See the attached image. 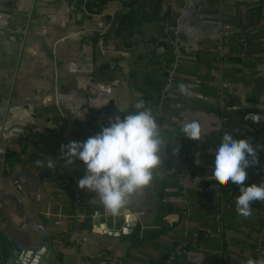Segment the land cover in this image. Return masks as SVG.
<instances>
[{"label":"crops","instance_id":"1","mask_svg":"<svg viewBox=\"0 0 264 264\" xmlns=\"http://www.w3.org/2000/svg\"><path fill=\"white\" fill-rule=\"evenodd\" d=\"M129 1L97 10L95 0H0V264H248L260 238L264 259V201L252 204L249 216L238 213V185L212 180L211 168L229 132L256 150L245 186L264 182V0H161L156 19L136 28L127 47L113 28ZM152 5L136 3L148 18ZM169 14L180 55L175 87L159 112L157 91L173 63L162 28ZM26 15L23 40L6 33L22 27ZM140 100L162 139L153 181L120 215L106 212L87 190V204L76 208L63 181L78 185L86 168L79 160L66 167L61 146L100 133ZM224 113L231 120L225 131ZM192 121L201 126L199 141L183 136ZM128 222L135 223L128 236L102 230L117 232ZM161 230L133 246L134 237ZM59 238L71 242L59 245ZM183 239L184 254L168 263Z\"/></svg>","mask_w":264,"mask_h":264},{"label":"clouds","instance_id":"2","mask_svg":"<svg viewBox=\"0 0 264 264\" xmlns=\"http://www.w3.org/2000/svg\"><path fill=\"white\" fill-rule=\"evenodd\" d=\"M180 89L187 91L184 85H180ZM134 108L135 111L123 118L116 116L110 120L108 126L86 141H73L61 146L66 167L75 160L85 165V175L79 179L78 187L95 193L96 200L113 216L120 215L131 197L151 184L153 171L161 163L162 139L157 120L146 108L144 100L138 101ZM76 118H82V113L79 112ZM182 132L183 136L193 141L202 137L197 121L186 123ZM40 163L37 160V164ZM47 163L49 169L54 167L51 160ZM196 163H200L199 159ZM257 163L253 146L246 139H235L229 132L222 135L214 149L212 180L220 183L230 181L239 186L236 208L244 216L252 214L253 202L264 201V182L250 186L244 183L248 168ZM248 264H264V259L249 260Z\"/></svg>","mask_w":264,"mask_h":264},{"label":"built area","instance_id":"3","mask_svg":"<svg viewBox=\"0 0 264 264\" xmlns=\"http://www.w3.org/2000/svg\"><path fill=\"white\" fill-rule=\"evenodd\" d=\"M173 17L172 14H169L163 21L162 23V28H163V35L165 42L168 46V49L171 54V58L173 60V63L167 65L165 67V72H164V79L157 91L156 95V108L159 112H161L165 106L166 100L170 94V92L173 90L175 87V70H176V65L175 62L177 61L180 51L178 48V39L175 34H173L171 30V18ZM29 32V15L25 16V23L22 27L19 29H8L6 33L11 34L15 36V38L19 40H23ZM246 31H243V34ZM241 46H242V54H243V48H245V43H244V37L242 38L241 41ZM96 48L99 50L101 54L105 53V47H104V40L102 38H99L97 43H96ZM223 92V99L226 100L227 96H225L224 90H221ZM225 104V101H223ZM222 124H223V130H227L228 126L231 123L230 117L227 114L222 115ZM64 186L71 192L72 198H73V203L76 208L82 207V205L87 204L88 198L85 196L81 189L78 187L77 184H73L70 181L64 179L63 181ZM71 242V239H63L59 238L55 240V243L59 245H64L66 243ZM261 238L256 241L253 251H252V257L253 260L257 259H262V244H261ZM189 243L188 240L183 239L179 241L174 247L171 249L169 252V255L167 257V262H175L178 258H180L183 254L184 249L186 248L187 244ZM95 259L101 260V261H110L112 260L111 256L107 254H98L94 257Z\"/></svg>","mask_w":264,"mask_h":264},{"label":"trees","instance_id":"4","mask_svg":"<svg viewBox=\"0 0 264 264\" xmlns=\"http://www.w3.org/2000/svg\"><path fill=\"white\" fill-rule=\"evenodd\" d=\"M110 1H112V0H95V8L98 10V9L102 8L103 6H105ZM138 1L139 0H130L125 5V11L122 14L118 15L114 21L113 37H115L116 39L118 38L120 40H123L124 43H126L125 46H127V47L131 46V44H128V43H130L129 42L130 38L136 33L135 32L136 28H138L143 23H148V22L156 19V16L158 14V5L161 2V0H151L153 2L152 14H151V17L148 18L144 14L143 9L136 7V3ZM130 112H132V111H128V112L123 113L121 115V118H123L122 116L127 115ZM234 195L235 196L239 195V186L236 189H234ZM158 198H159V202H161L162 191L158 193ZM252 204L254 205V207H257V208L259 207L257 201L253 202ZM165 213H166L165 210H163V209H162V211L160 210L159 216H158V223L159 224L162 223V220H163V217L165 216ZM163 231L164 230H161V232H159V233L150 234L149 236H147L145 238L134 237L132 244H133V246H139L145 240L155 238L158 235H160L161 233H163ZM188 244H187V246H188ZM183 254H184V251H183ZM1 257H2V255H1ZM165 258H167V256ZM0 260H1V258H0Z\"/></svg>","mask_w":264,"mask_h":264},{"label":"water","instance_id":"5","mask_svg":"<svg viewBox=\"0 0 264 264\" xmlns=\"http://www.w3.org/2000/svg\"><path fill=\"white\" fill-rule=\"evenodd\" d=\"M134 227H135V223L134 222H128V223H126V225L120 231H117V232H109V231H107L106 227H102V230H104L111 237L120 238L122 236L130 235L132 233V229ZM45 247H46L45 256H46V259H49L50 251L48 249V244Z\"/></svg>","mask_w":264,"mask_h":264}]
</instances>
